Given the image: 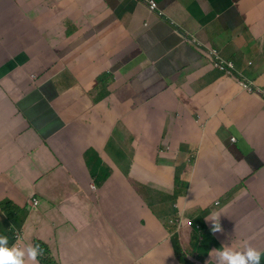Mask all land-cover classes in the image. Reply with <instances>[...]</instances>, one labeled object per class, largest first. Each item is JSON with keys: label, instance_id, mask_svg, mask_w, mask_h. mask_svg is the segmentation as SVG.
Instances as JSON below:
<instances>
[{"label": "crops", "instance_id": "0c3cea01", "mask_svg": "<svg viewBox=\"0 0 264 264\" xmlns=\"http://www.w3.org/2000/svg\"><path fill=\"white\" fill-rule=\"evenodd\" d=\"M158 1L233 73L138 0H0V207L57 264H214L222 244L264 264V0Z\"/></svg>", "mask_w": 264, "mask_h": 264}, {"label": "clouds", "instance_id": "9594fccd", "mask_svg": "<svg viewBox=\"0 0 264 264\" xmlns=\"http://www.w3.org/2000/svg\"><path fill=\"white\" fill-rule=\"evenodd\" d=\"M138 1L146 4L149 10H151L161 18H164L171 27L175 28V34L177 36L179 35L183 40L182 43L176 46L177 49H180V45L189 49L193 48L200 52L203 59H207L215 69L225 73H233V71L235 70V66L231 61L225 60L221 56L219 50L209 47L206 41H199L183 23H178L176 20L167 17L158 0H154L155 6H152L149 0ZM217 64H224L226 68L221 69L217 66ZM229 64H231L233 67H228ZM243 88L248 91H253L254 85L243 83ZM231 141L234 142L235 138L232 137ZM175 163L178 167L181 168L182 162L180 160L175 159ZM155 166L159 167L163 165L161 163H156ZM89 185L92 188L95 187L93 183ZM4 203L5 202H3L0 207V214H5V223L3 224H6V222L10 220L12 221V224L6 226V230L0 233V264H26V262H31V264H38V261L40 262V264H57L52 256L46 258V260H44L43 257L41 258V256H43V253L45 252V248H43L42 250L40 249L41 243H39V241L35 244H26L24 238L25 236L22 230L14 221L15 219L13 217L17 215L19 211H22L20 210L21 208L16 204L14 206L13 203L10 202L11 212L10 214H8L6 212V209L4 208ZM29 203L33 209H36L40 201L37 196H31L29 199ZM174 207L177 208L176 204H174ZM174 207L172 206V212H167L163 215L162 221L159 224L168 232L170 244L174 253H182L179 242V234L177 232L180 222H177V220L175 219V216L173 214ZM168 216H171L172 218H168ZM205 220L211 222L209 227L210 232L218 233L223 231L222 226L219 222V214L214 213L206 217ZM1 223L2 220H0V224ZM198 223L199 219L196 220V223H188L186 221L184 222V224L188 226L190 240H192L193 237H196L198 239L200 235L202 236V232L205 230L204 222L202 221L201 223L202 227L198 225ZM213 257L214 264H261V250L252 247L251 245L231 247L229 245L222 244L219 247L213 249Z\"/></svg>", "mask_w": 264, "mask_h": 264}, {"label": "rangeland", "instance_id": "374dc122", "mask_svg": "<svg viewBox=\"0 0 264 264\" xmlns=\"http://www.w3.org/2000/svg\"><path fill=\"white\" fill-rule=\"evenodd\" d=\"M95 149L94 148H92V149H87L86 151H85V154H87V155H89V156H92V155H94V153H95ZM142 222V224H143V222H144V219L143 220H141L139 223H141ZM140 225L137 223L136 225H135V227L136 228H138ZM6 230V224H3V223H1L0 224V233H2L3 231H5ZM39 243H41V246H40V249L42 250L43 248H45V252L43 253V256H41V258L43 257V259L44 260H46V258H48V257H51V254H49V253H51V251L49 250V248H48V246L44 243V242H40L39 241ZM40 256V255H39Z\"/></svg>", "mask_w": 264, "mask_h": 264}, {"label": "built area", "instance_id": "2783aa9c", "mask_svg": "<svg viewBox=\"0 0 264 264\" xmlns=\"http://www.w3.org/2000/svg\"><path fill=\"white\" fill-rule=\"evenodd\" d=\"M149 2L151 3L152 6H155L154 0H149ZM217 66L220 67L221 69L226 68L224 64H217ZM228 67L232 68L233 66L231 64H229Z\"/></svg>", "mask_w": 264, "mask_h": 264}, {"label": "trees", "instance_id": "16d2710c", "mask_svg": "<svg viewBox=\"0 0 264 264\" xmlns=\"http://www.w3.org/2000/svg\"><path fill=\"white\" fill-rule=\"evenodd\" d=\"M4 208L6 209V212H7L8 214H10V212H11V203H10L9 201H6V202L4 203ZM16 211H18V210H16Z\"/></svg>", "mask_w": 264, "mask_h": 264}]
</instances>
